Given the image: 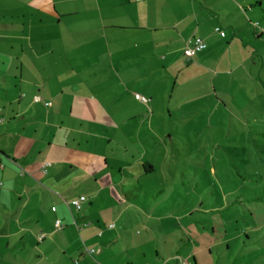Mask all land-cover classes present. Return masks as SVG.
I'll use <instances>...</instances> for the list:
<instances>
[{"label":"crops","instance_id":"obj_1","mask_svg":"<svg viewBox=\"0 0 264 264\" xmlns=\"http://www.w3.org/2000/svg\"><path fill=\"white\" fill-rule=\"evenodd\" d=\"M195 37L207 47L189 58ZM183 64L211 74L182 84H213L196 99L216 109L235 85L264 97L247 70H264V0H0V264L239 263L219 252L227 230L192 236L160 199ZM246 248L264 264V236Z\"/></svg>","mask_w":264,"mask_h":264},{"label":"rangeland","instance_id":"obj_2","mask_svg":"<svg viewBox=\"0 0 264 264\" xmlns=\"http://www.w3.org/2000/svg\"><path fill=\"white\" fill-rule=\"evenodd\" d=\"M183 65L179 80L182 88L175 89L164 108L168 133L163 134L174 182L167 183L168 196L160 199L189 211L192 236L201 234L200 228L209 234L214 228L216 238L224 239L227 230L230 250L225 252L223 245L219 252L245 264L246 256L249 261L253 257L252 250L245 247L264 236V97L235 85L228 91L219 90V102L226 109H216L217 101L196 99L214 89L210 78L209 87L193 81L182 84L196 73L203 74ZM211 67L213 71L224 68L222 64ZM247 70H252L256 80L264 78L262 64H249ZM245 73L246 69H241L239 77ZM215 81L221 83L220 79ZM158 152L163 155L162 150ZM217 263L229 264V259Z\"/></svg>","mask_w":264,"mask_h":264},{"label":"built area","instance_id":"obj_3","mask_svg":"<svg viewBox=\"0 0 264 264\" xmlns=\"http://www.w3.org/2000/svg\"><path fill=\"white\" fill-rule=\"evenodd\" d=\"M219 30V29H217ZM207 47V43L204 41L201 37H195L192 41H190V44L186 47L184 53L187 57L192 58L196 56L199 52L205 50ZM137 98L141 100L142 102L147 103L148 99L144 96L137 95ZM36 102L42 101L41 97L37 96L35 97ZM46 105H49V102H45ZM87 200L85 196H81L78 199H75L71 201V205H73L74 208L77 210H80L82 208V204ZM54 211H56V207L53 208ZM56 227L58 229L63 228V222L61 219H57L55 223ZM115 225L112 224L110 227H114ZM94 252V250H92Z\"/></svg>","mask_w":264,"mask_h":264}]
</instances>
